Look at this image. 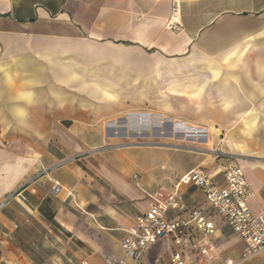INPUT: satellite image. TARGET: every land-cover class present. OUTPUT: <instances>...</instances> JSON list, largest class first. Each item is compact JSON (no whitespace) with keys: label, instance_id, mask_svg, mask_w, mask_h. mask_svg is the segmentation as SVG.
Here are the masks:
<instances>
[{"label":"crops","instance_id":"crops-1","mask_svg":"<svg viewBox=\"0 0 264 264\" xmlns=\"http://www.w3.org/2000/svg\"><path fill=\"white\" fill-rule=\"evenodd\" d=\"M231 165L264 214V0H0V200L20 193L0 213V264H37L21 246L34 225L62 236L67 264L124 257L135 218L171 197L183 209L167 219L215 221L203 264L231 246L225 228L242 257L180 181L200 167L222 186ZM176 250L162 240L139 264Z\"/></svg>","mask_w":264,"mask_h":264},{"label":"built area","instance_id":"built-area-1","mask_svg":"<svg viewBox=\"0 0 264 264\" xmlns=\"http://www.w3.org/2000/svg\"><path fill=\"white\" fill-rule=\"evenodd\" d=\"M223 175L224 185L218 186L210 175L199 167L184 175L180 181L183 184H193L200 189L207 205L244 241L242 257L247 259L264 252V214L256 216L251 212L248 202L252 197V191L238 166L226 167ZM19 195L17 191L1 199L0 213L15 196ZM168 207L183 209L174 197L169 199L167 205L161 203L151 205L146 213L135 218L134 227L122 244L124 257H111L103 262L91 264H127L125 258L139 264L149 246L165 239H171L178 248L172 253L169 264H203L208 254L207 238L215 232V221L198 208L189 211L187 219L169 220L165 217ZM193 230L201 235L194 243L191 240ZM185 246L192 247L195 263L184 257ZM80 264L90 263L81 261ZM226 264H232V261H227Z\"/></svg>","mask_w":264,"mask_h":264},{"label":"rangeland","instance_id":"rangeland-1","mask_svg":"<svg viewBox=\"0 0 264 264\" xmlns=\"http://www.w3.org/2000/svg\"><path fill=\"white\" fill-rule=\"evenodd\" d=\"M23 229V240L21 246L23 251L34 255L33 260L37 264H67L61 253L58 251L59 247L63 244L58 240L62 236L52 227H50L51 232L48 233L46 229L39 225L25 226ZM225 239L218 238L217 244L221 247L222 244L231 242V246L222 251L217 264H226L227 256H230L233 260V264H246L247 262L252 264H264V252L258 253L251 256V259L247 260L240 256V249L233 242L235 236L233 233L225 228ZM71 245V243H70ZM72 255V254H71ZM71 257L70 255H68ZM241 257V258H240ZM61 259L62 263L59 261ZM75 258H72L74 261ZM76 260V259H75Z\"/></svg>","mask_w":264,"mask_h":264}]
</instances>
